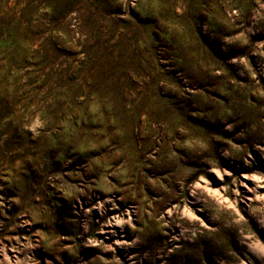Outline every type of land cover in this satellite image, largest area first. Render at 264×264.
I'll return each mask as SVG.
<instances>
[{"label": "rangeland", "instance_id": "rangeland-1", "mask_svg": "<svg viewBox=\"0 0 264 264\" xmlns=\"http://www.w3.org/2000/svg\"><path fill=\"white\" fill-rule=\"evenodd\" d=\"M0 264H264V0H0Z\"/></svg>", "mask_w": 264, "mask_h": 264}]
</instances>
